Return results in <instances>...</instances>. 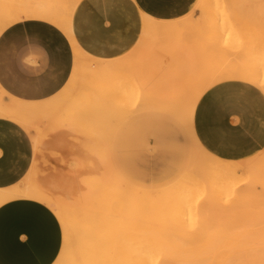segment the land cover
Returning <instances> with one entry per match:
<instances>
[{
	"label": "bare ground",
	"instance_id": "bare-ground-1",
	"mask_svg": "<svg viewBox=\"0 0 264 264\" xmlns=\"http://www.w3.org/2000/svg\"><path fill=\"white\" fill-rule=\"evenodd\" d=\"M78 1L0 0V33L21 18H37L56 26L67 37L73 51L72 70L68 80L59 92L49 98L26 101L9 95L0 87V119L9 120L18 125L27 133L33 144L32 163L28 172L14 185L0 188V206L14 199H28L50 209L60 225L62 234L60 250L51 264H99V251L102 249L104 240L119 233L124 223L134 220L138 205L171 200L179 192L178 199L189 193L203 190L221 191L222 189L223 191L240 183L245 177V169L250 171L252 166L260 167L264 163L262 151L243 161L220 159L207 152L194 135L192 125L194 107L202 93L211 86L223 81H240L257 87L264 94V71L256 68L260 58L264 56V50L262 55L259 51L251 50L250 47L240 56L216 55L207 49L215 43L212 38H209L208 42L203 41L207 46L201 43L207 50L204 52H202L203 49L199 50L200 54L187 58L188 68L181 84L174 85L184 75L181 69L168 72L166 81L174 85L168 91L153 89L145 82L140 84L142 93L140 92L141 98L136 106L137 109L164 113L177 122L185 132L188 140V159L179 178L163 189L142 187L129 182L115 166L114 175H111L113 178L106 189L103 188V182L91 181V178L88 179V175H85L86 179H82L85 182L82 184L83 190L79 191V186L75 184L69 191L64 190L66 185L59 181L61 190L58 194L60 196L65 194L67 198L59 199L58 196V198L54 196L50 192L52 185L47 184L46 177L38 171L36 165L39 166L38 161L40 162L47 153L45 151L47 150L46 135L56 131L63 124L62 119L57 118L56 112L64 106L73 107L72 109L89 107L90 102H94L100 93L99 82L116 74L117 71L125 72L129 67H136L137 76H139L141 63L147 53L153 48L164 47L174 37L180 39L179 41L173 39L174 41H184L181 39V36L184 37L182 33L189 31L194 12L199 10V15L204 9L207 12L206 7L211 0H197L190 12L174 20H159L144 16L137 43L125 55L113 60L93 58L76 46L71 35V16ZM217 2V8L221 6L224 12L225 9L230 12L228 15L222 8H215L220 11L222 21L223 19L226 21L223 23L227 26L224 25L235 31L232 41L243 40L247 46L251 45L254 41L250 39L252 24L261 29L259 33L264 37V0H220V3ZM210 4L211 6L213 4V10L216 5L214 2ZM208 9H211L210 6ZM221 13L227 14V18ZM186 27L188 29L185 30ZM221 29H223L222 26ZM185 43L182 42L181 45ZM186 45L189 50L185 48ZM189 47L187 43L182 50L187 49L185 53L188 51L190 54L192 47L191 49ZM193 50H191L192 53H194ZM196 50H194L195 53L198 52ZM73 98L78 99L72 101ZM59 135L57 130L50 139V144L54 143ZM99 135L107 140V133L102 132ZM252 159L254 160L251 162ZM78 164L81 165L80 162ZM257 169L260 168L257 167ZM255 174L258 175V172ZM78 192L79 195H77ZM259 257L253 258L254 263L264 264V256L260 259ZM199 260L198 258H181L176 260V263L163 264H200Z\"/></svg>",
	"mask_w": 264,
	"mask_h": 264
},
{
	"label": "crops",
	"instance_id": "crops-1",
	"mask_svg": "<svg viewBox=\"0 0 264 264\" xmlns=\"http://www.w3.org/2000/svg\"><path fill=\"white\" fill-rule=\"evenodd\" d=\"M196 1L79 0L71 16V35L83 53L96 59H117L137 43L144 16L178 19L190 12ZM163 48L156 47L147 53L140 74L154 61V50ZM72 62L69 40L51 23L21 18L0 33V87L15 98L40 101L56 94L68 80ZM187 68V62L169 67L144 82L153 89L168 91L184 81ZM178 69L184 75L171 85L166 81L168 72ZM161 116L171 119L154 110H136L130 117L144 123L137 161L126 149L115 158V166L133 184H158L156 179L171 177L180 170L188 155V140L183 133L184 154L178 156V163L161 172L158 156L163 148L152 134L153 128L165 123ZM192 125L197 141L212 155L228 161L249 159L264 149V94L245 82L217 83L199 97ZM148 136L153 141L150 148ZM32 154L27 133L13 122L0 119V188L14 185L26 175ZM41 174L46 178L54 176L44 168ZM61 239L56 217L43 204L14 199L0 206V264H51L60 250Z\"/></svg>",
	"mask_w": 264,
	"mask_h": 264
},
{
	"label": "rangeland",
	"instance_id": "rangeland-1",
	"mask_svg": "<svg viewBox=\"0 0 264 264\" xmlns=\"http://www.w3.org/2000/svg\"><path fill=\"white\" fill-rule=\"evenodd\" d=\"M217 1H209L211 9L208 6L207 12L205 9L202 10L205 12L200 11L201 17L199 10H196L193 21H190V29L185 28L189 31L182 33V42L186 41L185 44L188 43L191 50L197 49L198 52L193 50L192 53L190 50V54L188 51L185 53L187 45V49L182 50L185 44L181 45L182 42H178L180 39L174 37L178 41L169 40L163 49L154 50V61L143 68V72L139 73L140 77L137 76L136 67H129L125 72L117 71L99 82V92L102 95L98 93L89 107L72 109L73 107L64 106L56 112L57 118L62 119L63 123L56 129L60 135L52 144L50 139L56 131L46 135L47 153L38 161L39 166L36 165V168H42L41 173L44 168L54 175L46 178L47 184L52 185L50 192L54 196L59 199L67 198L65 194H58L61 190L59 181L66 185L64 190L69 191L74 184L79 186V191L83 190L85 175L91 181L103 182V188L106 189L113 178L111 175H114L115 158L126 149L131 152L134 162L137 161V148L144 123L130 117L138 110L136 106L142 93L140 84L144 81H151L163 69L182 66L189 56L195 57L202 49V52L208 49L216 55L240 56L250 47L262 55L264 37L259 33L261 29L252 24L250 39L254 41L249 46L243 40L232 41L235 31L223 23L226 21H222L223 17L219 15L220 11L217 9L222 7L217 8L216 2L220 3V0ZM210 2L216 5L213 7L217 8L215 11ZM222 10L224 12V8ZM226 11L227 9L224 13H230ZM227 14H224L226 18ZM209 38L215 43L206 49L201 43L208 42ZM203 44L207 46L205 42ZM256 68L264 71V56L260 58ZM77 99L73 98L72 101ZM161 117L165 123L162 127L153 128L152 134H155L154 139L163 148L158 159L161 172H164L167 167L178 163V156L182 152L184 154L182 134L185 132L174 120ZM102 132L107 133V140L99 135ZM148 142L150 148L153 141L149 136ZM262 153L264 154V149ZM187 159L188 155L182 168L171 177L156 179L154 182L159 183L149 187L163 189L171 185L184 170ZM136 164L134 163V173ZM252 167L250 171L244 170V181L226 187L223 191L203 190L178 199L179 192L171 200L138 205L134 220L124 223L119 233L104 238L99 251V264H163L176 263L181 258H198L200 264H256L253 258L264 256V163L257 166L259 170L255 165ZM75 202L77 204L78 199Z\"/></svg>",
	"mask_w": 264,
	"mask_h": 264
}]
</instances>
